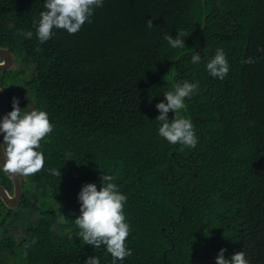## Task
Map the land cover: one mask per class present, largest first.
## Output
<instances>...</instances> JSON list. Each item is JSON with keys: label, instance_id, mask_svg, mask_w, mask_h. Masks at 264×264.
<instances>
[{"label": "trees", "instance_id": "obj_1", "mask_svg": "<svg viewBox=\"0 0 264 264\" xmlns=\"http://www.w3.org/2000/svg\"><path fill=\"white\" fill-rule=\"evenodd\" d=\"M44 2L0 0V48L31 73L4 76L7 111L19 79L31 111H45L54 126L40 142L44 169L19 176V206L0 202V229L35 219L19 240L0 239V264H84L90 256L113 264L75 224L82 186L99 190L104 174L127 197L132 255L116 264H215L222 248L226 259L243 251L249 264H264V0H103L77 33L53 29L41 43ZM180 31L189 34L185 48H173L164 35ZM218 48L229 63L223 80L206 69ZM248 57L256 62L243 63ZM185 81L198 82L180 113L194 125L195 148L158 134L156 105ZM15 98L26 112L28 102ZM0 185L11 191L1 171Z\"/></svg>", "mask_w": 264, "mask_h": 264}, {"label": "clouds", "instance_id": "obj_2", "mask_svg": "<svg viewBox=\"0 0 264 264\" xmlns=\"http://www.w3.org/2000/svg\"><path fill=\"white\" fill-rule=\"evenodd\" d=\"M103 6V0H45V11L40 13L36 36L41 43L47 42L54 35L53 29L66 30L69 34L77 33L86 23L91 22L94 10ZM155 19V17H153ZM35 24V22H34ZM148 28L153 27L152 20H146ZM26 39L33 36L32 31L22 32ZM188 33L180 31L173 38L165 33L164 39L173 48H185L184 37ZM39 51V49H37ZM264 52V49H258ZM200 55L192 56V62L199 63ZM256 60L248 57L243 63L252 64ZM4 63L0 62V67ZM209 74L221 80L229 72V63L224 50L218 48L215 56L207 63ZM198 91V82L174 85L173 90L163 94L167 103L160 102L156 105L159 115L156 117L161 125L158 134L170 144H180L184 147L195 148L198 143L196 130L191 119L180 115L186 109L185 99L190 98ZM174 113L171 122L168 113ZM45 111L32 110L22 112L17 98L12 99V110L0 120V133H3L2 167L5 173L12 177L31 176L44 169L45 157L40 151V142L53 131ZM183 150V148H181ZM51 174L59 178L58 169H49ZM114 177L104 174L101 177V187L97 190L94 183L82 186L78 200L80 201V214L75 219V224L80 229L79 236L85 244L99 248L105 246L106 251L112 256L113 264L123 261L132 255L126 240L130 234V225L126 221L124 205L127 197L121 194L117 185L113 183ZM36 241L32 240L31 244ZM31 244L26 243L25 248ZM226 249H220L215 264H249L246 254L239 251L226 259ZM27 256V252H24ZM84 264H100L99 257L90 256Z\"/></svg>", "mask_w": 264, "mask_h": 264}, {"label": "water", "instance_id": "obj_3", "mask_svg": "<svg viewBox=\"0 0 264 264\" xmlns=\"http://www.w3.org/2000/svg\"><path fill=\"white\" fill-rule=\"evenodd\" d=\"M13 56L8 52L6 48H0V62L4 63L3 67H0V73L9 71L13 66ZM5 100L0 91V120L3 119L5 115ZM2 136L3 133H0V145H2ZM3 164V152L2 148H0V166ZM0 171L6 176V178L11 183V196L7 194L5 189L0 185V202L7 209H15L21 200L22 196V186L19 177H12L5 173L2 167H0Z\"/></svg>", "mask_w": 264, "mask_h": 264}, {"label": "flooded vegetation", "instance_id": "obj_4", "mask_svg": "<svg viewBox=\"0 0 264 264\" xmlns=\"http://www.w3.org/2000/svg\"><path fill=\"white\" fill-rule=\"evenodd\" d=\"M10 53V52H9ZM14 61V60H13ZM15 63V61L13 62V64ZM14 69H17V68H13V66H12V68L9 70V71H7V72H10V71H12V70H14ZM7 72H2V73H0V91H1V93H2V95H3V97H4V100H5V104H6V107H7V103L10 101V97H9V91L5 88V86H4V83H2L3 82V78H4V76L5 75H7ZM24 73H26V71H24V72H22V75H21V79L19 80V79H16L15 80V87L11 90V94L13 95V97H17V96H15V94H14V90H16V89H19V85L17 84L18 83V80L19 81H22V80H25V78H23V76H24ZM22 88V87H21ZM8 91V92H7ZM8 114V111H7V108H5V115L4 116H6ZM2 143H3V136H2ZM3 187V186H2ZM6 191V190H5ZM7 192V191H6ZM7 194L9 195V196H11V191L10 192H7ZM21 201V200H20ZM20 203V202H19ZM3 205V204H2ZM19 206V205H18ZM17 206V207H18ZM16 207V208H17ZM15 208V209H16ZM7 209V208H6ZM8 210H13V209H8ZM0 213L2 214V213H4V210H2L1 209V211H0ZM24 220H21V221H17V222H15V221H13V220H8L6 223H5V226L4 227H2L0 230H6L7 232H8V234H6V235H4V236H2V237H0V239H2V238H5L7 235H11V237H12V240H17V238L18 237H21V236H23L24 235V229L25 228H23V230H22V226H23V224H22V222H23ZM35 221V219L33 218V220L31 221V220H28L27 222H30V223H33ZM26 222V223H27ZM15 224H17V226L15 227ZM26 225V224H25ZM25 225H24V227H25ZM21 231H23V235L20 233Z\"/></svg>", "mask_w": 264, "mask_h": 264}, {"label": "rangeland", "instance_id": "obj_5", "mask_svg": "<svg viewBox=\"0 0 264 264\" xmlns=\"http://www.w3.org/2000/svg\"><path fill=\"white\" fill-rule=\"evenodd\" d=\"M18 67H20V66H18V64H16V63H14L13 64V68H17L18 69V71H20L21 73L23 72V70L21 69V68H18ZM8 73V72H7ZM23 78H25V80H29L30 78H31V73H30V69H27L26 70V73H24V76H23ZM14 94H15V96H17L18 98H20V99H22V100H28V97H29V94H28V89L27 88H21V87H19V89H16V90H14ZM28 102V105H27V107H26V112H30L31 111V104H30V102L29 101H27ZM29 197H28V199L30 200V201H33V200H35V198H36V195H35V193L34 192H29ZM37 202L38 203H36L37 205L39 204V201L37 200ZM33 218L34 217H26L25 219H24V221L22 222V224H23V226H22V230H23V228H24V225L26 224V222L28 221V220H33ZM17 226V224H15V227ZM22 235H23V231H21L20 232ZM6 234H8V232L6 231V230H0V237H2V236H4V235H6ZM17 240H19V237L17 238Z\"/></svg>", "mask_w": 264, "mask_h": 264}]
</instances>
